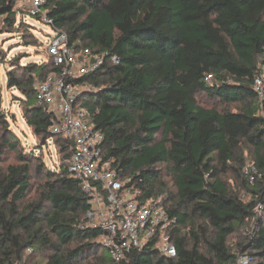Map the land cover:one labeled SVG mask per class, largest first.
<instances>
[{
    "label": "trees",
    "instance_id": "trees-1",
    "mask_svg": "<svg viewBox=\"0 0 264 264\" xmlns=\"http://www.w3.org/2000/svg\"><path fill=\"white\" fill-rule=\"evenodd\" d=\"M19 1L0 0V18L7 31L32 35ZM43 9L72 45L119 58L75 81L102 87L82 101L104 133V157L146 197L163 195L177 217V255L150 242L116 262L102 230L86 226L91 196L69 171L74 140L51 131L54 115L37 101V83L60 69L49 56L16 59L7 73L33 134L43 145L53 139L62 161L53 169L25 150L0 111V264H27L26 253L45 250L35 264H239L243 254L264 264V98L255 88L264 79V0H47ZM200 94L221 106H204ZM6 153L14 161L4 165ZM248 227L233 247L230 237Z\"/></svg>",
    "mask_w": 264,
    "mask_h": 264
},
{
    "label": "built area",
    "instance_id": "built-area-1",
    "mask_svg": "<svg viewBox=\"0 0 264 264\" xmlns=\"http://www.w3.org/2000/svg\"><path fill=\"white\" fill-rule=\"evenodd\" d=\"M46 1L19 2L28 14L39 15L42 21L51 25L52 20L43 9ZM53 29V34L43 45L47 55L60 69L37 83V101L54 115L51 131L74 140L73 153L68 160L69 171L91 196L86 226L102 230L100 240L116 262L150 242H154L164 256L175 257L177 246L170 232L178 224L177 217L164 205L162 194L146 197L141 187L131 183L133 178L119 176L113 167V158L104 157V133L89 121V113L82 101L83 96L98 92L102 87L75 81L96 72L105 64L107 57L113 62H119V58L108 51L95 53L89 47L77 48L70 43L66 32L57 27ZM255 88L263 99V76L256 77ZM245 172L253 182L257 173L255 166H248ZM238 262L250 264L251 257L240 255Z\"/></svg>",
    "mask_w": 264,
    "mask_h": 264
},
{
    "label": "rangeland",
    "instance_id": "rangeland-1",
    "mask_svg": "<svg viewBox=\"0 0 264 264\" xmlns=\"http://www.w3.org/2000/svg\"><path fill=\"white\" fill-rule=\"evenodd\" d=\"M19 9L18 18L21 20V14L26 12L27 9L18 3ZM27 23L31 24L34 30H26V27L18 28L14 27L12 31H7L6 26L3 23V19L0 18V111L5 113L9 119L10 126L14 132L20 137L23 147L27 151L36 152L41 154L51 168H57L61 163V155L58 153V147L51 139L47 144L43 145L38 137L33 134L32 128L27 124L26 118L23 116L22 93L16 87H10L8 85L7 73L13 69L16 59H18L20 65H27L30 62L42 63L50 61L47 55L43 42L48 41L50 35L53 34V27L40 19L32 16L31 14H24L23 18ZM201 104L206 107L221 106L220 103H216L204 94L199 95ZM232 109L237 108V105H232ZM4 158V165H7L14 161V156L11 153H6ZM247 164L246 168L253 165V155L251 150H246ZM245 168V169H246ZM230 181H234L231 174L227 175ZM40 179L39 175L35 176V184ZM170 185V184H169ZM32 194H30L31 196ZM246 198L250 197L246 195ZM244 232H239L230 237V244L235 247L236 243L250 234L251 228L243 229ZM47 255V250L33 251L30 255L25 254L27 264H35L37 262L44 263ZM83 264V263H79Z\"/></svg>",
    "mask_w": 264,
    "mask_h": 264
},
{
    "label": "crops",
    "instance_id": "crops-1",
    "mask_svg": "<svg viewBox=\"0 0 264 264\" xmlns=\"http://www.w3.org/2000/svg\"><path fill=\"white\" fill-rule=\"evenodd\" d=\"M21 6H22V4H21Z\"/></svg>",
    "mask_w": 264,
    "mask_h": 264
}]
</instances>
